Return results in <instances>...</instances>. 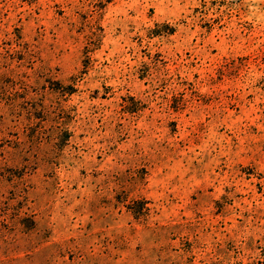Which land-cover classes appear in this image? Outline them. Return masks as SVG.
<instances>
[{"label":"rangeland","instance_id":"obj_1","mask_svg":"<svg viewBox=\"0 0 264 264\" xmlns=\"http://www.w3.org/2000/svg\"><path fill=\"white\" fill-rule=\"evenodd\" d=\"M0 168V264H264V0H0Z\"/></svg>","mask_w":264,"mask_h":264},{"label":"trees","instance_id":"obj_2","mask_svg":"<svg viewBox=\"0 0 264 264\" xmlns=\"http://www.w3.org/2000/svg\"><path fill=\"white\" fill-rule=\"evenodd\" d=\"M1 168H2V167H1ZM1 168H0V173H1V170H2ZM0 176H1V174H0ZM0 202H1V201H0Z\"/></svg>","mask_w":264,"mask_h":264}]
</instances>
